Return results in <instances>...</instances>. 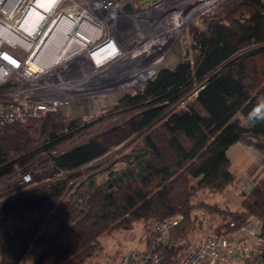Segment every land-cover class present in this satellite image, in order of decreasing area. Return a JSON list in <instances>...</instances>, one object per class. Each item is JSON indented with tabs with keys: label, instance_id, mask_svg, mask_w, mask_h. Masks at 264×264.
<instances>
[{
	"label": "trees",
	"instance_id": "16d2710c",
	"mask_svg": "<svg viewBox=\"0 0 264 264\" xmlns=\"http://www.w3.org/2000/svg\"><path fill=\"white\" fill-rule=\"evenodd\" d=\"M183 34L188 40L175 66L159 68L140 93L120 94L93 123L59 112L0 129V181L15 166L43 161L52 162L48 174L72 171L143 131L125 155L127 167L103 186L92 180L74 196L64 180L2 204L0 264H25L27 254L30 264H91L103 254L100 237L155 218L181 216L172 230L181 238L202 232L206 219L209 234L227 237L251 219L264 224V169L249 193L239 192L237 210L198 198L235 185L227 152L244 134L264 138V122H246L264 102V0H219ZM108 119L119 122L52 154ZM83 227L90 233L78 240ZM175 260L173 250L163 264Z\"/></svg>",
	"mask_w": 264,
	"mask_h": 264
},
{
	"label": "built area",
	"instance_id": "2783aa9c",
	"mask_svg": "<svg viewBox=\"0 0 264 264\" xmlns=\"http://www.w3.org/2000/svg\"><path fill=\"white\" fill-rule=\"evenodd\" d=\"M38 1L0 0V129L59 113L80 98L112 95L124 87L117 84L128 73L134 72L135 77L145 74L144 63L150 60L145 48H151L143 35L149 24L162 20L156 9L163 0L157 7L153 4L158 0H54L48 10L41 9ZM125 4L131 6L130 12L123 11ZM122 16L132 19V32ZM121 57L126 63L116 65ZM31 63H37L38 68L32 70ZM157 67L143 80L139 92ZM120 76H124L122 80ZM9 84L13 86L6 87ZM77 169L38 181L39 169L15 166L13 173L0 181V189L14 185L10 194L15 199L65 180ZM6 202L9 199L0 198V206ZM181 219L147 220L135 247L122 252L114 248L91 264H163L173 250L176 260L171 264H264L261 220L248 221L236 237L203 232L181 238L172 233Z\"/></svg>",
	"mask_w": 264,
	"mask_h": 264
},
{
	"label": "rangeland",
	"instance_id": "374dc122",
	"mask_svg": "<svg viewBox=\"0 0 264 264\" xmlns=\"http://www.w3.org/2000/svg\"><path fill=\"white\" fill-rule=\"evenodd\" d=\"M161 4H162V1L158 0L155 4H153V7H155V6L157 7ZM207 10H205V11H207ZM203 13H201V14H203ZM200 15H198L194 20H192V22H194ZM192 22H190V23H192ZM189 24L184 26L183 29H185ZM185 34H183V31L181 32V34L179 35V38L177 40V43L173 46V49H171L172 51L169 52V54H167V56L165 57L166 59L164 58L161 61L159 67H157V68L164 67V66L173 67L177 64V62L180 60L181 55L183 53V48L185 47V44L188 40V37L180 40L183 36H185ZM254 48L255 47L251 48V50L252 49L257 50L256 48H258V47H256L255 49ZM255 53H257V52L255 51ZM128 86L122 87L119 91H117L116 93H114L112 95L109 94V95H104V96L101 95V96L93 97V98L92 97L80 98V99L71 101L61 112L64 113L66 116H70V117L80 119L82 122H85V123H90L91 121L96 120L98 117L105 115L106 113L104 111L110 110V108H111L110 106H112V104L116 101V99L119 97L120 94L124 93V90H125V93H140L138 90V87L135 86L134 84L130 85L129 87ZM89 116H91V117H89ZM118 122H119V120H117V119H108L107 121H105L102 124L100 122H96V123L92 124L89 129L83 130V131L75 134L71 139L64 142L56 150H54L52 152V154H57L59 152L66 151V150H68L74 146H77V145L83 143L88 138L94 136L95 134H97L101 130H104L108 127H111ZM91 123H93V122H91ZM142 133H143V131L136 133V134L130 136L127 140H125L121 144L116 145V146H112L105 154H103L101 156V157L104 156L101 160H99L95 163H87L86 165H84V166L80 167L79 169L73 171L68 176V178L65 179V180L69 181L68 186H71L70 184H72V189L69 191V194H72L75 196V189H77L76 187H78V188L80 187V190L84 191L85 186H87L92 180L94 182L95 187L103 186L108 180H110V178H111L110 173L116 174V173L124 170L127 167V163L125 162L126 161L125 155H127V153H129V151L131 150V147L134 144L138 143L141 140ZM249 145H251V148L253 150H251V152H249L247 158H249V160L250 159L253 160V158H255L253 155L254 154L253 144L250 142ZM238 147L239 146H235L229 152H227V155L230 158V160L232 162V166H233L232 167L233 171L232 170L231 171L233 173L237 174V175H235V185L233 184L234 186L228 187L222 195H208L206 193L205 194L201 193L198 195V198H200L201 200L207 201L208 203H211V204H218L221 207L227 206L231 210H237L238 209L239 204L241 202V197L239 196V192H241V191L242 192L245 191L244 193L250 192L249 191L250 186L245 187V184L244 183L242 184L241 178H239V176H242V175L247 174L249 172L246 171L245 169L241 170V168L244 167L246 164L244 163L245 165L243 166L242 161L241 162L237 161L238 158L235 155V151L237 149H239ZM255 156L258 157L257 153ZM248 161H246V163ZM261 161L264 162V160H261ZM261 161H260V158L258 157L257 159L253 160V162H254L253 164L258 165V168H259V167H261ZM240 163L242 166L240 169H237L236 166L240 165ZM30 169H39V171H41L39 174H37V178L39 179L38 181L45 178L46 176L54 175V174H48L52 170L48 161H43V162L35 165V167L30 168ZM260 169L261 170L258 172V174L255 177L251 176L252 179H257L261 175V173L264 169V166H262ZM239 172H242V173H239ZM62 181H64V179ZM44 187H46V186H44ZM13 188H14V185H8V187H4V188L0 189L1 200L3 198H5V199H9V201H11L14 198L13 195L10 194V192ZM4 189H6V190H4ZM166 193L169 196V198H174V194L171 190L166 189ZM208 222H211V220L206 219L205 228L200 233L211 232V230H210L211 228L209 227ZM212 222H214V221H212ZM144 223H136L129 230H118L111 235L100 237L99 243H100L101 251L103 253V254H100V257H103L107 252H109L110 250H112L114 248L118 249L119 251L122 252V251L129 250V249L135 247V245L138 243V240L140 239V237L142 235V232L145 231L144 226H143ZM87 233H90L89 229L87 227H83L77 233L76 237L78 240H81ZM197 234H199V233H197ZM197 234L192 235V237L196 236ZM31 259H32V254H27V256L24 258V263L30 264ZM94 260H95V257L91 258L89 260V262H93Z\"/></svg>",
	"mask_w": 264,
	"mask_h": 264
},
{
	"label": "bare ground",
	"instance_id": "6f19581e",
	"mask_svg": "<svg viewBox=\"0 0 264 264\" xmlns=\"http://www.w3.org/2000/svg\"><path fill=\"white\" fill-rule=\"evenodd\" d=\"M53 1L54 0H39L37 5L43 10H48L53 4ZM215 1L216 0H163L162 6L156 9L157 14L162 17V20L158 24H149L143 35L146 36L144 38L147 40L146 45L151 48H145V50L147 49L145 54L149 52L145 57H147V59L150 58L147 65L143 62L147 68L146 73L139 77H135L136 75L132 74L134 72L128 73L125 78H123L124 76H120V80H122V78L123 80L119 82L117 86H125L129 84V82H133L135 86L140 88L143 80L150 75L166 57V54L175 40H177L181 34L182 28L207 10ZM144 16L145 14H143V17ZM128 60L129 64L132 63L130 59ZM126 61L127 59H125V57H121L115 61V64L120 65L121 62L126 63ZM30 67L32 70H35L38 68V64L31 63ZM105 69L107 70L108 67L106 66ZM124 82L126 83L122 84Z\"/></svg>",
	"mask_w": 264,
	"mask_h": 264
},
{
	"label": "crops",
	"instance_id": "0c3cea01",
	"mask_svg": "<svg viewBox=\"0 0 264 264\" xmlns=\"http://www.w3.org/2000/svg\"><path fill=\"white\" fill-rule=\"evenodd\" d=\"M252 143L253 144V148H254V157L255 158H253V160L254 159H257L258 157L260 158V161L261 160H264V139L263 138H261V137H255V136H252L251 134H244L242 137H241V139L236 143V144H234L229 150H228V152L232 149V148H234L235 146H239L238 148L239 149H237L236 151H235V155H236V157L238 158V160L237 161H242L243 162V166L244 167H242L241 168V163H240V165H237L236 166V168L237 169H240L241 168V170L242 169H245L246 171H248L249 173H247V174H244V175H242V176H239V178H241V181H242V184L244 183L245 184V187H248V186H250L249 188V191H251L252 190V188L254 187V182H255V180L256 179H252V177L251 176H256L257 174H258V172L261 170L260 168L262 167V166H264V162H262L261 161V167H259L258 168V165H254L253 163V160L252 159H250L249 160V158H247V156H248V154H249V152H251V150H253L252 148H251V145H249V143ZM257 153V155H258V157L257 156H255L256 155V153ZM230 159V158H229ZM249 160V161H248ZM236 161V162H237ZM246 161H248L247 163H246ZM230 162H231V160H230ZM245 163V164H244ZM236 164V163H235ZM256 164V163H255ZM260 166V165H259ZM232 162H231V169L230 170H232L233 171V169H232ZM231 171V172H232ZM233 173V172H232ZM239 173H242V172H239ZM234 175H237V174H235V173H233ZM251 178V179H250ZM252 183V184H251ZM240 184V183H239ZM251 184V185H250ZM241 185V184H240ZM245 192V191H244ZM249 193V192H248Z\"/></svg>",
	"mask_w": 264,
	"mask_h": 264
},
{
	"label": "clouds",
	"instance_id": "9594fccd",
	"mask_svg": "<svg viewBox=\"0 0 264 264\" xmlns=\"http://www.w3.org/2000/svg\"><path fill=\"white\" fill-rule=\"evenodd\" d=\"M246 122L255 126L258 122H264V102H258L247 114Z\"/></svg>",
	"mask_w": 264,
	"mask_h": 264
},
{
	"label": "water",
	"instance_id": "95a60500",
	"mask_svg": "<svg viewBox=\"0 0 264 264\" xmlns=\"http://www.w3.org/2000/svg\"><path fill=\"white\" fill-rule=\"evenodd\" d=\"M217 1H219V0H216L214 3H216ZM213 3V4H214ZM212 4V5H213ZM211 5V6H212ZM210 6V7H211ZM123 11H125V12H130L131 11V6L129 5V4H125L124 6H123ZM121 20L124 22V23H126L127 25H128V27H129V31L130 32H132L133 30H134V26H133V21H132V19L130 18V17H128V16H122L121 17Z\"/></svg>",
	"mask_w": 264,
	"mask_h": 264
},
{
	"label": "snow or ice",
	"instance_id": "6c2138e0",
	"mask_svg": "<svg viewBox=\"0 0 264 264\" xmlns=\"http://www.w3.org/2000/svg\"><path fill=\"white\" fill-rule=\"evenodd\" d=\"M113 51H115V49H113Z\"/></svg>",
	"mask_w": 264,
	"mask_h": 264
}]
</instances>
